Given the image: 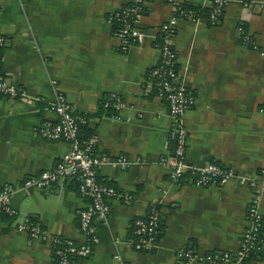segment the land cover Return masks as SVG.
I'll return each instance as SVG.
<instances>
[{
    "label": "crops",
    "instance_id": "0c3cea01",
    "mask_svg": "<svg viewBox=\"0 0 264 264\" xmlns=\"http://www.w3.org/2000/svg\"><path fill=\"white\" fill-rule=\"evenodd\" d=\"M127 1L0 0V75L26 92L25 97H0V186L47 169L66 153V141L37 134L42 121L55 118L52 103L60 91L74 111L85 115L82 129L96 136V153H123L131 161L125 169L99 168V181L131 199L110 200L106 220L95 223L98 240L91 252L73 257L71 264H177L176 250L182 244L200 252H234L247 224L249 188L233 177L204 186L187 175L177 181L170 177L161 158L172 153L171 118L146 81L157 59L159 23L176 2H209L145 0L138 20L140 39L122 48L108 15ZM262 3L227 0L214 23L179 19L171 43L179 81L193 95L180 115L186 130L184 161L195 166L216 162L255 176L264 224ZM110 91L124 101L119 119L103 116L100 103ZM76 183L75 177H61L44 188L11 195L16 214H0V264H55L48 242L16 228L24 218L50 233L82 241L77 211L87 199ZM151 202L160 213L158 238L151 248L136 250L128 242L132 222L146 215ZM249 264H264V246Z\"/></svg>",
    "mask_w": 264,
    "mask_h": 264
},
{
    "label": "built area",
    "instance_id": "2783aa9c",
    "mask_svg": "<svg viewBox=\"0 0 264 264\" xmlns=\"http://www.w3.org/2000/svg\"><path fill=\"white\" fill-rule=\"evenodd\" d=\"M20 1V0H18ZM145 0H128L119 8L109 13L110 21L120 22L113 30V35L125 48L140 39L141 31L138 27L140 11ZM209 11L207 20L214 23L223 14L227 0H208ZM264 6V3L260 4ZM179 19L197 21L202 19L190 9L180 6L176 2L172 13L161 21L156 31L157 59L153 67L146 74V81L155 86V94L166 104L167 113L171 118L169 138L172 141V153L167 158H161L170 169V177L177 181L187 175L195 185L222 184L233 177L240 185L249 188L250 194L245 207L246 226L239 239L237 250L197 251L190 244H182L176 250L177 264H249L246 257L255 255L264 246V230L261 231L262 215L258 210V180L255 176L235 172L230 167L216 162H207L201 166L187 164L183 159L186 130L181 122L182 111L190 106L193 95L184 84L179 81L176 69V53L171 43L175 25ZM241 30V27H238ZM242 41L247 42L246 35ZM4 39L0 36V47ZM25 90L17 85L8 83L0 75V97H25ZM124 103L119 94L110 91L101 101L103 116L119 119V107ZM264 116V101L259 107ZM52 110L55 118L44 120L37 127V134L47 140H64L68 144L65 154L56 159L47 169H42L24 177L16 183H5L0 186V214L12 217L16 210L11 204V195L17 191L29 188H44L61 177H75L78 193L87 199L84 207L77 211V225L83 236L82 241H73L48 232L37 222L24 218L16 224L18 230L24 231L33 239L48 242L54 255L55 264H71L73 257L87 256L98 240L95 223L105 221L109 212L111 199L128 202L129 193L119 191L112 184L98 180L97 172L102 165L112 168L125 169L130 159L123 153L109 155L96 153L94 143L96 136L81 130L86 122L82 113L72 109L62 92L56 91ZM160 213L158 206L148 204L146 215L135 218L132 222V236L128 238L130 245L136 250L151 248L158 238ZM114 259L119 255L114 253ZM119 264H125L120 261Z\"/></svg>",
    "mask_w": 264,
    "mask_h": 264
},
{
    "label": "trees",
    "instance_id": "16d2710c",
    "mask_svg": "<svg viewBox=\"0 0 264 264\" xmlns=\"http://www.w3.org/2000/svg\"><path fill=\"white\" fill-rule=\"evenodd\" d=\"M180 3V6L181 7H184L186 9H190L191 11H193L194 14L196 15H199L202 19H205L208 23H210L208 20H207V15H208V11H209V7L208 6H201V5H197V4H191V3H185L183 1L179 2ZM120 22L118 21H114L112 20V29L114 30L115 28H117L119 26ZM153 67V66H152ZM151 67V68H152ZM149 68L146 72V74L148 73V71L151 69ZM152 87V91L155 92L156 90V87L155 86H151ZM101 105V103H100ZM102 108V107H101ZM80 113V112H79ZM83 114V113H82ZM84 115V114H83ZM83 126H81V130L83 131ZM84 132V131H83ZM85 133V132H84ZM160 223V221H159ZM261 231L264 230V224H263V221H262V225H261ZM158 234H159V226H158ZM263 251V247L258 250V252L255 254V255H252L251 253L246 257V259L248 260H252V259H255L257 257H259L261 255Z\"/></svg>",
    "mask_w": 264,
    "mask_h": 264
}]
</instances>
